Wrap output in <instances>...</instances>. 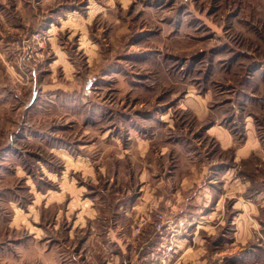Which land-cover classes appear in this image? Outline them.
Returning <instances> with one entry per match:
<instances>
[{
	"label": "rangeland",
	"instance_id": "rangeland-1",
	"mask_svg": "<svg viewBox=\"0 0 264 264\" xmlns=\"http://www.w3.org/2000/svg\"><path fill=\"white\" fill-rule=\"evenodd\" d=\"M133 207L142 264L159 213L264 264V0H0V264H92Z\"/></svg>",
	"mask_w": 264,
	"mask_h": 264
},
{
	"label": "crops",
	"instance_id": "crops-1",
	"mask_svg": "<svg viewBox=\"0 0 264 264\" xmlns=\"http://www.w3.org/2000/svg\"><path fill=\"white\" fill-rule=\"evenodd\" d=\"M246 151H248V148H246ZM196 163L197 162L192 159L190 161V164H189L190 169L192 168L194 170V168L196 167ZM87 198H88V196L85 197V199H87ZM149 199H150V205L148 206V202H146L145 206L140 207L138 209L137 213L142 214V213L146 212L147 208L149 209V208H152L155 206V202L157 200L152 196V194L147 198V200H149ZM135 212L136 211L133 207V210H126L125 211L126 216L121 215V219L119 222L116 223V221H115L114 223L106 224L104 231H103V233H104L103 236L105 238L104 237L103 238L108 240L109 244H104L106 247L103 245V251H101V249L99 251L102 254L103 259L98 258L97 260H94L95 259V256H94L95 255V253H94L95 249L94 248L92 249V251H91L92 255L91 256H90L91 252L89 251V254H88L89 257L88 258L92 257V261H90L92 264H100V263H102V264H142V262H143L142 260L144 259V257L139 255V252H140L139 250L141 249L142 245L138 249V245H136L135 242H133V243L127 242V240H129V238H130L128 236V233H130L132 231L131 230L132 224L131 223L130 224L125 223V220H128V217L132 216ZM144 214H146V213H144ZM203 228H205V231L207 230L206 229L207 227H203ZM214 233L215 232L213 230L208 231V235L203 236V238L199 237V235H194L193 241L196 242L197 245H195L193 243L188 244V242L190 240L187 237L181 238L182 239V248H180V249L182 250V252H180L179 255L176 256L177 258L174 260V262H172V264H208V259H207L208 254H206V253L208 252V248L211 244V241L213 242L212 238H213ZM211 234H212V237H211ZM197 236L200 239H198ZM153 237L154 236L152 234H150L149 239H148L149 241L145 242V245H146V243H149L153 239ZM140 239H141V235L138 238H136V241H138ZM104 243H105V241H104ZM180 246H181V243H180L179 247ZM112 247H113V249H112L113 253H112V251L110 252ZM223 252H225V251H221V254ZM60 254L62 256L63 255L66 256L64 258V260L75 258L74 260H75L76 264H83L82 261H80V258H78V256H80L79 253H75V252L71 253L70 250L65 251L62 248ZM109 255H110V257H109ZM61 261H63V260H61ZM219 261H222V259H219Z\"/></svg>",
	"mask_w": 264,
	"mask_h": 264
},
{
	"label": "built area",
	"instance_id": "built-area-1",
	"mask_svg": "<svg viewBox=\"0 0 264 264\" xmlns=\"http://www.w3.org/2000/svg\"><path fill=\"white\" fill-rule=\"evenodd\" d=\"M155 233L160 236L161 242L160 247H157V251H151L145 259L156 262L157 260H164L163 258L173 255L177 251L178 241L180 240V235L188 230V224L186 218H175L174 216H168L165 213L157 214V219L154 223ZM158 250L162 251L160 255Z\"/></svg>",
	"mask_w": 264,
	"mask_h": 264
}]
</instances>
